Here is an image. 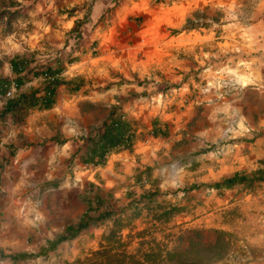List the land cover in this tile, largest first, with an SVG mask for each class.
I'll return each instance as SVG.
<instances>
[{
	"label": "rangeland",
	"instance_id": "1",
	"mask_svg": "<svg viewBox=\"0 0 264 264\" xmlns=\"http://www.w3.org/2000/svg\"><path fill=\"white\" fill-rule=\"evenodd\" d=\"M90 1L86 0V3ZM54 2L0 0V69H10L14 57L35 62L34 68L57 59L68 60V54L78 49L80 29L67 33L61 43L46 41L43 16L54 20ZM144 5L146 12L141 18L149 34L140 43L143 48L131 55L121 52L110 56L108 53V60L94 64V83L100 84V90L112 93L125 82H136L138 89H130L128 97L133 96L144 108L152 103L163 105L168 102L169 105L170 99L181 96L183 90L178 75L188 73L198 84L197 88L205 87L206 84L196 76L202 66L199 60L203 45L206 61L220 64L231 59L228 64L233 62V65L227 64L222 68L233 79H219L218 97L197 104L198 109H204L210 116L216 114V106L225 104L226 110L222 111L220 124L212 117L209 118L210 126L206 120H201L200 125L197 118L192 122V130L203 126L211 128L213 135L205 142L199 141L196 135H192L189 141L181 139L175 145L167 140L161 144L160 153L152 158L151 165L140 160L141 166L134 171L144 170L147 166L152 168L150 176L141 182L127 176L124 180H112L107 185L95 177L90 184L99 187L117 209L126 206L132 197L140 198L146 192H157L155 203L151 206L142 203L141 215L134 218L130 229L123 231L125 240H128L126 235L130 230L132 233L145 230V248L149 243L155 246L160 243L172 249L179 244L186 246L188 239L195 235L193 232L200 230L202 254L206 255L204 264H264V185H258L253 190L243 185L221 191L212 187L215 182L235 172L251 175L258 168L264 170V161L259 164L248 157L253 154L248 147H244L264 129V120L259 118L260 115L264 117V0H144ZM174 5H189L190 16L186 23L173 21V16L182 17L179 11L169 10ZM149 11L151 14L160 13L166 30L153 28L156 20ZM205 19L217 21L216 30L213 23L208 25ZM173 22L178 25H173ZM200 27L216 31L215 38L211 36L200 45ZM186 29L189 30L183 38ZM189 31H195L190 39L186 36ZM74 35L79 40H73ZM184 60L189 61L190 68L184 65ZM246 65L248 73L243 69ZM5 72L3 70V74ZM211 87H215L213 83L206 85L207 89ZM188 92L186 89L185 95H182L183 110L189 108L187 99H194L199 91L196 89L193 97ZM111 97L122 102L120 93H112ZM231 101L238 108L236 111H230L228 104ZM248 134H251L250 137ZM141 137L144 139L145 136ZM194 185L199 187L193 188ZM87 186L90 190V185ZM129 191L132 195L128 194ZM172 206H176L178 211L159 217L163 210ZM112 224L111 220L106 221L104 226L99 227L103 229L102 233L98 237L90 235V244L80 245L75 255L69 248L67 256L64 250H55L46 258H31L20 264H90V259L95 257L93 252L102 244H107L103 242V235ZM217 231L224 232L221 238L226 247L221 252L218 251L220 248H213L211 244L219 235ZM139 240L133 238L130 251L138 246ZM159 264L167 262L164 260Z\"/></svg>",
	"mask_w": 264,
	"mask_h": 264
},
{
	"label": "crops",
	"instance_id": "2",
	"mask_svg": "<svg viewBox=\"0 0 264 264\" xmlns=\"http://www.w3.org/2000/svg\"><path fill=\"white\" fill-rule=\"evenodd\" d=\"M54 3V20H50L47 15L43 16L46 41L51 44L61 43L67 33L80 29L78 49L68 54V60L45 63L36 68L33 67L35 62L26 60V65L19 69H14L11 63L10 69H0V79L8 77L11 83L22 76L24 83L20 90L28 91L42 84L44 78L39 70L48 65L53 68L61 67L60 73H55L60 83L57 85L52 108L34 109L19 123L14 122L10 115L0 119V251L5 255L39 253L48 247L49 241L63 235L70 225H76L90 206L85 196L90 193L87 185H90V181H95V177L107 185L112 180H124L127 176L135 179L142 170L134 171L141 166L139 161L151 165L152 158L160 153L161 144L165 141L169 140L175 145L181 139L189 141L192 135H196L201 142L208 140L213 135L210 133L211 128L203 126L192 130V122L197 118L199 125L201 120H206L210 126L209 118L212 117L220 124L222 111L226 110V106H216V114L210 116L204 109L200 111L197 104L208 99L210 102L211 97H218L219 79H233L222 68L231 59L221 61L220 64L206 61L203 58L206 56L205 46L202 45L203 53L199 60L202 66L196 76L201 83H213L215 87L207 89L205 85L204 88H197L198 84L190 74H180L179 83L183 84L181 96L170 99L169 105L168 102L163 105L152 103L144 108L133 96L128 97L130 89L137 88V83L130 81L112 92L123 96L122 102L116 101L109 90H100V84L94 83V64L108 60V53L110 56L121 52L131 55L143 48L140 43L149 34L143 27L145 25L141 18L146 12L144 0H91L90 3H86V0H55ZM188 9L189 5H174L169 8L182 13V17L173 16V21L186 23L190 16ZM59 14L61 16L57 17ZM151 15L156 20L153 28L166 30L160 13ZM205 22H209L208 25L213 23L216 30L217 21L205 19ZM173 25L178 24L173 22ZM187 30L189 29L183 31V38ZM194 32L189 31L187 38L190 39ZM199 33L200 45L216 35V31L205 27H200ZM183 63L190 68L188 60ZM228 65H233V62ZM243 69L248 73L247 65ZM3 70L6 74H3ZM186 89L192 97L196 94V89L199 92L194 99L186 98L189 100V108L185 107L183 110L182 97ZM228 106L230 111H236L237 107L232 101ZM113 109L124 113L125 119L131 122L132 147L112 151L104 165L88 163L87 137L101 131L103 122ZM259 118L264 120L263 115ZM155 129L159 133L155 134ZM248 135L250 137L251 134ZM141 136H145L144 139ZM245 144L247 146L244 147H248L253 154L248 157L261 164L264 161V129L253 142ZM258 185H264V181L258 182L256 186ZM104 223L89 225L75 237L62 241L47 256L55 250H64L67 256L68 248L75 255L80 245L83 247L85 243L90 244V235L98 237L102 233L103 229L99 227L104 226ZM28 260L30 259L21 262ZM0 262L21 263L14 262L10 257L2 258Z\"/></svg>",
	"mask_w": 264,
	"mask_h": 264
},
{
	"label": "trees",
	"instance_id": "3",
	"mask_svg": "<svg viewBox=\"0 0 264 264\" xmlns=\"http://www.w3.org/2000/svg\"><path fill=\"white\" fill-rule=\"evenodd\" d=\"M58 61L61 60L57 59L56 62ZM26 62L27 61L21 57H14L11 60L14 69H19L20 66H25ZM51 66L52 65H48L39 70L40 75L42 74L44 78L42 84L39 87H34L28 91L20 90L24 80L22 76L17 77L14 81L16 84V92L14 96L8 98L6 103L0 108V119L10 115L14 122L19 123L24 121L29 112L34 109H50L54 106L57 85L60 83L58 77L55 76V73H60L61 67L57 66L56 68H53ZM11 84L13 83H11L8 77L0 79V96L10 89ZM131 131V122L125 119L123 114L117 112V109H113L108 118L103 122L101 131L96 135H90L87 137L86 162L94 165H104L106 164L108 155L112 151L121 148H131L133 144ZM158 131L155 129L154 133L157 134L159 133ZM151 171L152 168L150 166L141 170L136 175V182L139 183L147 176L149 177ZM260 181H264V170L262 168L257 169L251 175L235 172L225 177L223 180L215 182L212 184V187L221 191L224 189H233L238 185H243L247 189L253 190L256 187V184ZM192 187L197 188L199 185H194ZM90 190L91 191L87 194V197L85 196L86 200L90 203L88 211L82 216L76 225H70L63 235L49 241L47 248H43L36 254L18 253L5 255L0 251V260H2V258L10 257L14 262H21L26 259L47 256L48 253L54 250L62 241L75 237L89 225L111 220L113 222L112 227L103 235V242H106L107 244H102L98 250L93 252L92 255L95 257L90 259V264H159L163 263L164 260L167 264L205 263L206 255L202 254L203 242L200 230L193 232L195 235H192V237L188 239L186 246L179 244L172 249H168L167 246H163L160 243H157V246L153 243H149L147 245L148 248H145L143 237L145 230L136 233H132V230H130L126 235L128 240L124 239L123 231L126 228L130 229L131 226H133L134 218L141 215L142 203L147 206H151L155 203L157 196L156 191L146 192L142 194L140 198L132 197L126 206L117 209L94 183L90 184ZM128 194L132 195V192L129 191ZM174 211H178L176 206L163 210L161 214H159V217L165 216ZM91 212H94L95 214L93 215ZM217 233L219 234L218 237L215 242L211 244L213 248H220L218 251L221 252L226 247L223 238H221V235H224V232L217 231ZM134 237L139 238L140 240L138 246L130 251L129 245Z\"/></svg>",
	"mask_w": 264,
	"mask_h": 264
},
{
	"label": "built area",
	"instance_id": "4",
	"mask_svg": "<svg viewBox=\"0 0 264 264\" xmlns=\"http://www.w3.org/2000/svg\"><path fill=\"white\" fill-rule=\"evenodd\" d=\"M72 39H73V40L76 39V41H77V40H79V37H76V36L74 35ZM72 39H71V40H72ZM15 92H16V84L13 83V84L11 85L10 89H9L5 94H3L2 96H0V105L3 106V105L6 103V100H7L8 98L14 96ZM0 264H2V263L0 262Z\"/></svg>",
	"mask_w": 264,
	"mask_h": 264
}]
</instances>
